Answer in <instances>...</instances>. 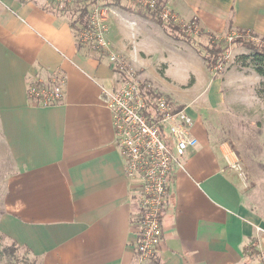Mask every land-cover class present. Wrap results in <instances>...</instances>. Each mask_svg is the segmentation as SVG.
Returning <instances> with one entry per match:
<instances>
[{
    "label": "crops",
    "instance_id": "crops-1",
    "mask_svg": "<svg viewBox=\"0 0 264 264\" xmlns=\"http://www.w3.org/2000/svg\"><path fill=\"white\" fill-rule=\"evenodd\" d=\"M78 3L0 0V233L35 264H264V194L242 188L227 164L216 134L225 83L195 47L210 34L264 36V0H166L201 28L192 41L131 0H103L113 10L111 51L141 84L185 107L198 139L170 178L160 246L143 260L138 191L102 97L122 74L108 51L74 34ZM54 75L67 77L62 100L36 104L28 86Z\"/></svg>",
    "mask_w": 264,
    "mask_h": 264
},
{
    "label": "built area",
    "instance_id": "built-area-1",
    "mask_svg": "<svg viewBox=\"0 0 264 264\" xmlns=\"http://www.w3.org/2000/svg\"><path fill=\"white\" fill-rule=\"evenodd\" d=\"M62 5L86 0H53ZM88 22L78 33L80 43L97 50H106L115 69L122 74L121 82L113 89H102L103 102L110 110L117 146L124 158L125 173L134 182L138 193V223L140 231L136 251L140 258L155 255L163 238L162 212L166 203L170 178L175 168H184L183 157L198 145L192 134L194 119L185 107L177 105L163 93L152 91L136 78L126 62L111 51L107 39L108 14L113 11L103 0H91ZM146 10L157 8V0H131ZM163 20L181 24L188 34H200L195 20L183 22L170 8L161 10ZM252 41L259 38L249 32L231 31L212 34L213 41L229 45L222 58L211 69L222 71L231 59L233 41L241 36ZM67 77L54 75L49 83L28 86L27 94L36 104H58L65 93ZM226 156L230 168L243 178L244 171L238 159Z\"/></svg>",
    "mask_w": 264,
    "mask_h": 264
},
{
    "label": "rangeland",
    "instance_id": "rangeland-1",
    "mask_svg": "<svg viewBox=\"0 0 264 264\" xmlns=\"http://www.w3.org/2000/svg\"><path fill=\"white\" fill-rule=\"evenodd\" d=\"M167 23L184 28L179 23ZM258 35L259 38L263 36ZM199 39L202 45L195 47L203 51L211 38ZM249 53L242 43H236L232 45L231 59L225 68L217 73L211 70L214 79L225 83L216 134L226 143L230 158L238 159L243 166V178L234 170L242 188L264 194V77L239 59ZM0 264H35V261L23 248L0 233Z\"/></svg>",
    "mask_w": 264,
    "mask_h": 264
},
{
    "label": "trees",
    "instance_id": "trees-1",
    "mask_svg": "<svg viewBox=\"0 0 264 264\" xmlns=\"http://www.w3.org/2000/svg\"><path fill=\"white\" fill-rule=\"evenodd\" d=\"M91 0H86L79 2L74 11L72 12V17L70 19V25L74 31L76 37H78L79 31L87 25L89 10L92 5ZM166 6V0H157V8L154 10H148L151 17L159 22L165 29L172 34L174 37L186 38L188 41H192L191 34L185 32L179 26L171 23L165 22L161 16V10ZM239 32L246 33L249 32L255 36H259L254 31L248 30H238ZM259 38V37H258ZM236 43H242L243 46L247 47L250 51L249 54H243L239 57L244 65L252 67L259 75L264 77V36L259 38V41H252L247 36H241L233 41V45ZM229 45L221 41H209L207 45L203 47V51L198 49L202 54L206 64L210 69H212L217 62L222 58L225 51L228 49Z\"/></svg>",
    "mask_w": 264,
    "mask_h": 264
}]
</instances>
